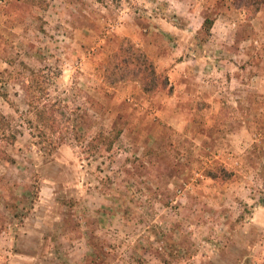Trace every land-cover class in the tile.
Listing matches in <instances>:
<instances>
[{
	"label": "rangeland",
	"instance_id": "obj_1",
	"mask_svg": "<svg viewBox=\"0 0 264 264\" xmlns=\"http://www.w3.org/2000/svg\"><path fill=\"white\" fill-rule=\"evenodd\" d=\"M253 9L0 0V264H264V7ZM206 17L229 23L230 40ZM126 36L171 90L105 79ZM216 166L227 180L206 175Z\"/></svg>",
	"mask_w": 264,
	"mask_h": 264
},
{
	"label": "trees",
	"instance_id": "obj_2",
	"mask_svg": "<svg viewBox=\"0 0 264 264\" xmlns=\"http://www.w3.org/2000/svg\"><path fill=\"white\" fill-rule=\"evenodd\" d=\"M236 8L253 9L260 11L264 7V0H233ZM215 20L206 17L202 28L208 33H211L212 26ZM105 79L113 82L137 81L141 89L147 94H154L163 90H171L172 84L168 74L158 70L155 60L134 40L130 37H124L119 48L111 53L106 68ZM38 115L44 116V108H38ZM116 129V127H115ZM122 129L117 130L114 135L104 136L102 133L96 134L90 140V143L95 141H108L110 144L114 142L120 135ZM207 176L227 180L229 178V170L223 166H216L208 169Z\"/></svg>",
	"mask_w": 264,
	"mask_h": 264
},
{
	"label": "crops",
	"instance_id": "obj_3",
	"mask_svg": "<svg viewBox=\"0 0 264 264\" xmlns=\"http://www.w3.org/2000/svg\"><path fill=\"white\" fill-rule=\"evenodd\" d=\"M229 23H221V25L219 23H216V21L214 22L211 31L215 32V30L217 31V34L214 35V38L218 39V35L220 36L221 39L223 38H227L229 39V37H227V34H229ZM230 40V39H229ZM255 43H258V40H254ZM226 53H230L232 54V52L230 51H226Z\"/></svg>",
	"mask_w": 264,
	"mask_h": 264
}]
</instances>
